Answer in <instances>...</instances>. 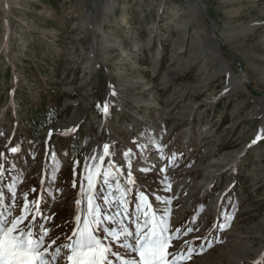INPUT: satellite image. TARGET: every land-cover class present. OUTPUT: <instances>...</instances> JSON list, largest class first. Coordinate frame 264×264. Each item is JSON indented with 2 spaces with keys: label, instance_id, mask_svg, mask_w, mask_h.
I'll return each mask as SVG.
<instances>
[{
  "label": "rangeland",
  "instance_id": "1",
  "mask_svg": "<svg viewBox=\"0 0 264 264\" xmlns=\"http://www.w3.org/2000/svg\"><path fill=\"white\" fill-rule=\"evenodd\" d=\"M39 108L58 121L29 135ZM0 153V211L43 195L57 244L87 161L101 227L168 209L178 264H264V0H0Z\"/></svg>",
  "mask_w": 264,
  "mask_h": 264
},
{
  "label": "snow or ice",
  "instance_id": "2",
  "mask_svg": "<svg viewBox=\"0 0 264 264\" xmlns=\"http://www.w3.org/2000/svg\"><path fill=\"white\" fill-rule=\"evenodd\" d=\"M104 111L107 114V106H105ZM259 139H261V136L258 135L252 143H256ZM9 151L14 154L19 149L18 147H11ZM103 153L104 155L98 157L101 162H103L105 156L110 155L108 144L103 145ZM129 154L130 150L124 153L125 157ZM3 155L4 153H0V156ZM89 159L94 160L97 157L92 156ZM139 170L147 172L150 169L145 167ZM161 171H164V169H161ZM84 173L83 179L87 180L89 190L87 215L83 219L80 215H75L77 222L75 230L70 236L66 237L71 242L57 244L60 237L53 238L50 235L53 228L41 222L40 218L43 216V212L39 205L43 201V195L38 196L35 200H29V193H24L23 203L17 206L18 211L15 215H13L11 207L7 214L0 211V264H60V261L65 258V264H178V258L182 256V253L168 251L170 247H173L171 241L179 238L172 234L169 229L167 217L170 210H164L158 219L155 215L148 219L149 213L145 211L143 213L145 217L143 225L139 222L138 216L134 231L127 226L114 229L109 225V227L103 228L101 227L102 213L99 207L93 203L91 196L93 175L87 161L84 165ZM104 176L107 178L108 173L105 172ZM128 177V182L134 184L135 181L131 178V171H129ZM105 182L107 183V179H105ZM73 186L75 187V182ZM13 187L12 185L9 186V192L12 194L14 201ZM30 191L36 193L37 190L32 188ZM81 191H84L83 186ZM140 199L141 205H146L147 198L142 192L140 193ZM155 199L160 201L158 196ZM4 202V192L0 190V205ZM121 202L127 203L123 200ZM80 203V200L76 201L78 210ZM165 203L170 204L171 201ZM46 219L50 223L53 218L47 217ZM227 219L230 220L231 216ZM143 227H147V231H144ZM219 227L223 229L225 224H220ZM194 230L198 231V229L190 227L186 232L191 233ZM106 236L110 238L108 244L104 242ZM197 239L199 238L197 237ZM48 241L50 243H47ZM113 242L125 250L124 258L112 251L109 245ZM192 251L193 248L189 246L187 255H184L183 258L190 259ZM202 252L203 248L201 254Z\"/></svg>",
  "mask_w": 264,
  "mask_h": 264
},
{
  "label": "trees",
  "instance_id": "3",
  "mask_svg": "<svg viewBox=\"0 0 264 264\" xmlns=\"http://www.w3.org/2000/svg\"><path fill=\"white\" fill-rule=\"evenodd\" d=\"M47 4L51 6H56L58 1L60 0H44ZM53 116V114L49 113V111H45L42 108L35 109L33 116L28 122V133L29 135H35L37 132L45 129L49 125L54 122H57Z\"/></svg>",
  "mask_w": 264,
  "mask_h": 264
},
{
  "label": "bare ground",
  "instance_id": "4",
  "mask_svg": "<svg viewBox=\"0 0 264 264\" xmlns=\"http://www.w3.org/2000/svg\"><path fill=\"white\" fill-rule=\"evenodd\" d=\"M90 170H91V173H92L93 168H91ZM107 200H108L109 202H111L112 204H116V203L114 202L113 198H108V197H107Z\"/></svg>",
  "mask_w": 264,
  "mask_h": 264
}]
</instances>
